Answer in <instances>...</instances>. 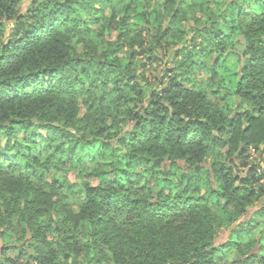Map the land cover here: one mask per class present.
Returning <instances> with one entry per match:
<instances>
[{"label": "trees", "instance_id": "16d2710c", "mask_svg": "<svg viewBox=\"0 0 264 264\" xmlns=\"http://www.w3.org/2000/svg\"><path fill=\"white\" fill-rule=\"evenodd\" d=\"M22 3L0 0V23L13 24L0 30V235L41 244L14 248L24 264H216L231 246L215 245L213 210L241 216L264 192L252 158L264 154V0L197 1L200 42L177 51L172 75L149 92L133 51L161 41L130 38L131 19L145 16L137 3L120 20L117 0H32L25 14ZM113 30L132 42L129 58L116 44L99 49ZM56 169L89 180L78 213ZM10 250L0 264H18Z\"/></svg>", "mask_w": 264, "mask_h": 264}, {"label": "rangeland", "instance_id": "374dc122", "mask_svg": "<svg viewBox=\"0 0 264 264\" xmlns=\"http://www.w3.org/2000/svg\"><path fill=\"white\" fill-rule=\"evenodd\" d=\"M197 1L207 3L212 0H153L150 7L149 2L145 0H117V5L114 7V12L117 13V20L122 18L121 7L126 6L129 2H133L134 4L137 3L138 9H136V13H144L145 15L142 19L137 17L131 19V30L129 29L130 38L140 37L144 39L148 45H151L156 37L160 38V47H156L157 49L154 48L153 52H155V50L157 51L153 56L150 55L153 52L148 53L146 56L140 54L141 50L139 51V48H134L133 51L135 55L131 60L132 66L138 75H142L139 78L140 83L148 92L159 89L161 83H165L169 75H172V71L175 70L172 60L177 51L183 47L184 52H188V49H186L188 47L195 50L194 43L200 42L196 39L197 28L195 26L196 21L194 20L195 17H200V14H198L200 8L196 6ZM31 2L32 0H23L21 14L27 12ZM111 9L112 8H108L106 10V15L108 17H111L113 13ZM176 13L178 14L177 18H175ZM154 18L155 20H153ZM12 25V22H1L0 27L3 26V28H0V30H4V26L6 30H8ZM93 30L94 32H92V35L97 34L99 31L98 26H95ZM119 35V31L113 30L110 34L103 37V40H100L102 39L100 37L97 38L96 41L99 43V49L101 51H107L112 48V45L116 44V46H119V50L116 53L117 57L122 59L129 58V54L132 52L130 49L132 42H125L123 39H119ZM76 50L80 54L84 53L82 45H76ZM196 56L199 57L200 54L197 52ZM208 61V58H205L204 63ZM204 75L205 77L209 76L208 73ZM218 81L221 82V80ZM226 82H224L223 87L229 85ZM185 85L191 87L188 82H184V86ZM210 98L212 101L214 100V96L210 95ZM235 103H239L240 111L246 109V105H243L244 102L234 99L233 104ZM83 112L84 110L81 109L82 115ZM20 139H24L22 134ZM11 154L13 155V152H11ZM252 158H256L258 168L264 173V154L262 156L255 154ZM214 161L215 157H213L209 163L212 164ZM223 161L225 160L223 159L222 162ZM54 175L55 178L60 179L65 185L70 186L73 192H76L75 194L70 192L66 202L74 213H78L80 211L79 204L83 200V195L78 193L82 190L83 183L89 180L80 174V170L76 169H56ZM96 183V181L92 180V184L96 185ZM261 185L264 187V177L261 181ZM260 195L259 200L241 216L237 215L234 209L227 208L224 210V204H218L213 210V213L222 220V228L218 232L215 245L217 247L226 245L231 246L228 251L220 253L216 260V264H244L250 257H254L255 262H246V264H264V250L261 252V247L257 244L255 238L257 237V239H259V231L264 228V217L262 214L264 211V192ZM53 219L57 220V216H54ZM251 220H256L258 226L254 223H250ZM240 229L251 230L254 234L251 238L241 239L238 234ZM49 240H52V238L50 237ZM230 241L237 244H230ZM15 247H23L24 249L26 248L29 253H33L35 250L37 251L36 248L41 247V244H32L28 236L24 238V236L20 235L18 232H13L10 236H5V234L3 236L0 235V258L2 257V252L7 248L11 249L8 253V258L14 259L18 264L26 263V261L29 260V256H22L14 249ZM0 262L2 263L3 261L0 260Z\"/></svg>", "mask_w": 264, "mask_h": 264}]
</instances>
